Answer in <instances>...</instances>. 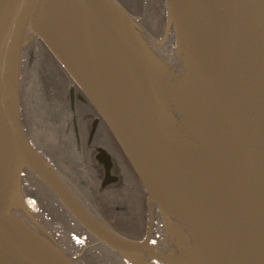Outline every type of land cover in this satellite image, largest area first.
Instances as JSON below:
<instances>
[{"label":"water","instance_id":"obj_1","mask_svg":"<svg viewBox=\"0 0 264 264\" xmlns=\"http://www.w3.org/2000/svg\"><path fill=\"white\" fill-rule=\"evenodd\" d=\"M162 3L155 43L173 33L180 85L161 74L143 28L116 0H0V264H79L89 248L71 257L34 228L46 233L25 175L126 264H264V0ZM29 35L93 106L143 186V240L103 224L30 142L21 113ZM157 219L177 248L153 244Z\"/></svg>","mask_w":264,"mask_h":264},{"label":"rangeland","instance_id":"obj_2","mask_svg":"<svg viewBox=\"0 0 264 264\" xmlns=\"http://www.w3.org/2000/svg\"><path fill=\"white\" fill-rule=\"evenodd\" d=\"M116 1L121 6H123L134 18L138 19L141 22V25L144 29L143 31H141V36L146 41L147 47L156 60L161 74L165 72L166 78H168L172 83L180 85L184 79L185 67L183 57L174 43L173 33L171 32L169 39L163 46H158L155 43V41L160 39L164 32V22L162 18L158 17V14L156 12V0ZM32 39H36V37H33L32 35H29L27 37L28 43L25 46L23 52L22 68V118L23 123L28 130L27 132L30 138V142L38 151V153H40L45 159L48 157L52 164L54 162L55 166H52L55 167L57 171L59 170L58 172L62 173L68 180V182L76 187L81 192V194L86 195L88 199H92L93 201L95 198V200H97L98 202V204L95 205L100 212H102V209L100 210L99 206L103 205V214L112 221V225H115L117 227V232L118 230L120 231L118 233L135 236L133 237V239H143L147 233L149 222V213L146 206L145 194L142 192V195L144 194L143 203H136V194L138 193L135 194V192H133L134 186L131 182H128V184L124 186V184L120 181L117 187L107 188V190H105L104 192L103 190L105 188H103L102 190L98 182H95L93 184L89 183V177L85 174L83 163H81L80 165L84 169V173L80 172V176L75 171L73 165L74 161H72L68 152L63 149L60 142L61 124L60 122H55L54 120L57 118V115L61 108V104L63 103L65 93L63 84L65 83V81H68L57 66L55 67V65L51 64L50 61H47L45 58L43 59L39 55L37 58L36 46L31 45ZM33 42H36V40H33ZM43 72H47L46 75L43 74ZM59 88L62 93V97H60L59 99L60 102L56 96L57 92L54 94L55 89ZM106 145L110 149V151L117 156L116 162L117 165H119V161L121 163V160L119 159L116 151L112 148L111 145ZM120 152L121 151H119V154H122ZM128 167L130 168L129 165ZM33 177L34 176L32 175H25L23 179V186L25 181L27 182V184L30 183V180H32ZM25 186L27 190H23L26 198L29 199V201L28 199L27 201L32 209V212L38 219L39 223L46 230L45 233L34 226V228L38 232H40L51 242L55 243L64 252L69 253L73 251V255L79 254L80 251L88 247L87 244L82 245L84 239L79 227L77 225H74L71 220L66 221V218L62 216L61 213H59L56 207L51 208V203L53 201L48 200L47 197H45L44 192L39 193L35 191L38 198H41L43 200L45 199L43 205H46V209L42 206H40L39 208L37 207L38 202H36L33 197H31L32 193L30 194V188L27 187V185ZM102 198L103 201L101 200ZM131 199L134 201H132ZM47 201H49V204L46 203ZM134 202V209H136L139 204L143 205L145 209L143 210L142 214L137 213L135 217L133 216V209L131 208V205ZM18 208H15L17 209L15 210L17 211V214L25 217L24 213H22ZM56 214H58L59 216H55ZM137 215L139 217H142V223L140 222V220L139 224L136 223L138 218ZM128 217H132L134 224H131V219H128ZM65 221L67 225H65ZM123 224L129 225L128 227H126ZM136 226H138V229L135 228ZM140 229L141 231H137ZM158 231L161 232L158 235L156 234L157 245H155L157 247H162L163 250H171L172 248H177V246L179 245V241L176 237L172 236L171 234L165 233L160 224H158ZM92 248H87L85 252H90ZM76 249H78V251L75 252ZM69 254L72 255V253ZM101 255H103V252H101L100 254V257H103ZM116 261V264H119V260L117 259Z\"/></svg>","mask_w":264,"mask_h":264},{"label":"flooded vegetation","instance_id":"obj_3","mask_svg":"<svg viewBox=\"0 0 264 264\" xmlns=\"http://www.w3.org/2000/svg\"><path fill=\"white\" fill-rule=\"evenodd\" d=\"M33 40L36 39H32L31 45L35 46L36 42H33ZM68 84V86H66V84H63L65 89L64 99L56 119L58 120L57 122L63 124L61 126L60 142L64 145V150L68 152L72 161H74L73 165L75 171L78 175L81 176V173H84L83 170L85 169V174L89 177V183L93 184L95 182H98L102 190L103 188H105L103 190L104 192L105 190H107V188L117 187L121 181L124 186H126L128 182H131L134 186L133 192H135V194L138 193V184H140V182L130 169L131 167H128L129 164H127L128 162H126V160L124 159V155L119 154V151L121 150L115 142L110 131L102 121L99 114L93 108V106L89 103L80 89L76 86L74 87L75 89L73 97L74 107H72V94L70 89L73 83L69 81ZM25 130L26 132L28 131L26 127ZM106 144L111 145L112 148L116 151L119 159L121 160V163L119 161V165H117L116 162L117 156L110 151ZM101 151H105L110 156V160L108 162L110 163L111 167L108 174L106 170V162H104L103 154ZM46 159L51 165L55 166L54 162L52 164L48 157ZM81 163L84 164V169L81 167ZM60 174L62 175L64 182L68 185L69 189L76 196V198L92 214H94L101 222H103V224L107 225L112 230L117 231L109 226L112 221L103 214V205L99 206V209H102V212H100L95 205L98 204L95 198L94 201L92 199V201L88 199L86 195L81 194V192L76 187L69 183L62 173ZM106 179L108 183L103 187ZM141 188L145 193L142 186ZM101 200L103 201V198ZM160 223V219H157L156 230L158 228V224ZM153 239V244H157L156 231L155 237ZM79 259L85 260V254H83Z\"/></svg>","mask_w":264,"mask_h":264},{"label":"trees","instance_id":"obj_4","mask_svg":"<svg viewBox=\"0 0 264 264\" xmlns=\"http://www.w3.org/2000/svg\"><path fill=\"white\" fill-rule=\"evenodd\" d=\"M156 12H157V14H158V17L159 18H162V20H163V22H164V8H163V4H162V0H156ZM162 22V23H163ZM36 56H37V58H38V55L39 56H41L43 59L45 58L47 61H50L51 62V64H53V65H55V67L57 66L58 68H59V70L62 72V74H64V76H65V78L67 79V81L68 82H66L65 81V83L64 84H66V86H68L69 84V81H70V79H69V77H68V75L66 74V72L62 69V67L58 64V62L54 59V57L50 54V52L48 51V49L46 48V46L38 39V38H36ZM41 70H43V69H41ZM46 73L47 72H43V74H45L46 75ZM57 92V98H58V100L60 99V97H61V95H62V93H61V91H60V88L59 89H55V91H54V94ZM21 93L23 94V83H22V91H21ZM59 102H60V100H59ZM60 104V103H59ZM62 105V104H61ZM55 120V122H57L58 120L57 119H54ZM63 124H61V126H62ZM61 126H60V128H61ZM61 145H62V147H63V149H64V145L61 143ZM33 179L35 180V182H34V185H30V183H28L27 184V182L25 181V185H27V187H29L30 188V194L32 195L31 197H33V199L36 201V202H38V204H40V205H38L37 204V207L39 208L40 206H42L43 208H45L46 209V205L44 206L43 205V202H45V199L43 200V199H41V198H38L37 197V195H36V193H35V191L36 192H39V193H43L44 192V194H48V196L50 197V200H52L51 202V206H54L53 208H55L56 207V209H58V211H59V213H61V215L62 216H64L65 218H66V221H69V220H71L73 223H74V225H77L78 227H79V229H80V231H81V234H82V236H83V239H84V241L82 242V245L84 244H87V245H92V244H94L95 243V240L92 238V237H90L87 233H86V231H84V229H82L77 223H76V221L68 214V212H66V210L61 206V204L57 201V199L52 195V193L43 185V184H41L37 179H35L34 177H33ZM32 181V180H31ZM26 187V186H25ZM142 190V188L140 187V185L138 184V194H137V199H136V203L138 202V203H143V201H144V199H143V197H144V192L143 191H141ZM46 192V193H45ZM142 192L144 193L143 195H142ZM48 199V198H47ZM49 200V199H48ZM132 200V199H131ZM132 201H134V200H132ZM47 204H49V201H47L46 202ZM127 203V202H126ZM121 204H123V203H121ZM126 205V204H125ZM50 206V205H49ZM132 207V211H133V216L135 217L136 216V214L138 213H140V214H142L143 213V210H145L144 209V207H143V205H141V204H139L138 206H139V209H138V206L136 207V209H134V206H135V202L131 205ZM52 211V210H51ZM56 216V215H55ZM137 224H139V220H140V222L142 223L143 222V219H142V217L140 216H138L137 215ZM130 217H128V219H129ZM131 219V224H134V221H133V219H132V217L130 218ZM66 221H65V225H67L66 224ZM124 226H126V227H128V225L129 224H123ZM110 227H112V228H114L115 230H117V227L115 226V225H112V224H110L109 225ZM118 226V225H117ZM119 226H121V225H119ZM135 228H137L138 229V226H136ZM141 228V227H140ZM137 231H141V229L140 230H137ZM118 232H120L119 230H118ZM120 234H122L123 236H125V237H127V238H129V239H132V240H140V239H133V237H135V236H132V235H129V234H124V233H120ZM135 235V234H134ZM76 251H78V249H76L75 250V252ZM101 252H103V255H101V256H103V257H100V254H101ZM69 253H72V255H73V251L72 252H69ZM90 253H92V254H95V255H97V262H95V260H92V259H89V256L90 255H88V252L87 253H85V260L84 259H79V263L80 264H116L117 263V259L115 260L110 254H109V252H106L104 249H103V247L102 246H97V247H93L91 250H90ZM103 261H105V262H103Z\"/></svg>","mask_w":264,"mask_h":264},{"label":"bare ground","instance_id":"obj_5","mask_svg":"<svg viewBox=\"0 0 264 264\" xmlns=\"http://www.w3.org/2000/svg\"><path fill=\"white\" fill-rule=\"evenodd\" d=\"M188 139V138H187ZM30 185H34V182H35V180H33L32 179V181L30 180ZM26 190H27V188H25ZM45 195V197H47L49 200H50V197L48 196V194L46 195V194H44ZM51 208H53V206H51ZM53 210V209H52ZM56 216L58 217L59 215L58 214H56ZM62 219V218H61ZM183 233H184V237H185V242L187 243L188 242V244H189V246H190V244H191V241H190V238H189V236H188V234L187 233H185V231L183 230ZM105 248V247H104ZM106 249V248H105ZM106 252H109V254L116 260V258H117V255L116 254H114L113 252H110L109 250H105ZM85 253H87V252H85L84 251V254ZM88 255H90L89 256V259H92V260H95V262H97V255H95V254H92V253H90V252H88ZM103 262H105V261H103Z\"/></svg>","mask_w":264,"mask_h":264}]
</instances>
